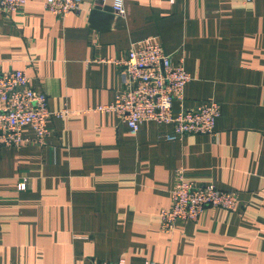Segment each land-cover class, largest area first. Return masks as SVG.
<instances>
[{
	"label": "crops",
	"instance_id": "obj_1",
	"mask_svg": "<svg viewBox=\"0 0 264 264\" xmlns=\"http://www.w3.org/2000/svg\"><path fill=\"white\" fill-rule=\"evenodd\" d=\"M45 2L0 12V72L24 71L61 114L42 144L0 143V264H264V0H124V15L84 0L64 18ZM147 40L191 76L175 109L220 104L215 135L167 141L170 125L132 134L94 111L124 90L115 61ZM178 170L237 193L236 210L163 233Z\"/></svg>",
	"mask_w": 264,
	"mask_h": 264
},
{
	"label": "built area",
	"instance_id": "obj_2",
	"mask_svg": "<svg viewBox=\"0 0 264 264\" xmlns=\"http://www.w3.org/2000/svg\"><path fill=\"white\" fill-rule=\"evenodd\" d=\"M83 1L46 0L45 8L51 14L64 18L78 12ZM109 1H112L115 12L124 15V0H95L103 4ZM25 4L26 0H0V12H18ZM115 63L124 70V90L112 104L98 106L94 111L116 113L128 125L132 134H136L147 121L170 125L173 132L165 136L167 141L183 140L189 135H215L216 121L221 113L219 103H206L193 109L174 108L175 102H183L191 76L182 64L173 63L161 44L147 40L142 46L131 49L126 58L116 60ZM60 115L49 109L48 95L34 88L24 71L0 72L2 145L19 147L33 142L44 143L50 134V121ZM27 127L35 132V140L24 137ZM26 189V183L19 185V190ZM237 204V193L222 191L213 184L196 185L187 181L184 172L178 170L172 191V204L161 210V231L171 234L179 222H198L208 209L235 211ZM92 264L125 263L102 261Z\"/></svg>",
	"mask_w": 264,
	"mask_h": 264
}]
</instances>
